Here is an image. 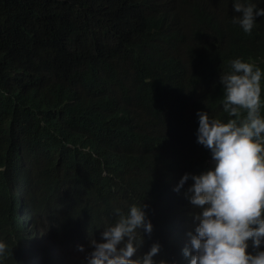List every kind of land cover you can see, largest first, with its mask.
Here are the masks:
<instances>
[{"label": "trees", "instance_id": "1", "mask_svg": "<svg viewBox=\"0 0 264 264\" xmlns=\"http://www.w3.org/2000/svg\"><path fill=\"white\" fill-rule=\"evenodd\" d=\"M233 15V0H0V264H70L72 241L87 264L140 202L153 229L132 258L158 243L155 264H190L193 181L174 189L214 167L197 113L230 118L231 60L264 73V17L246 34Z\"/></svg>", "mask_w": 264, "mask_h": 264}, {"label": "clouds", "instance_id": "2", "mask_svg": "<svg viewBox=\"0 0 264 264\" xmlns=\"http://www.w3.org/2000/svg\"><path fill=\"white\" fill-rule=\"evenodd\" d=\"M232 23L251 34L256 17L264 8L252 0H233ZM230 71L220 75L223 111L227 122L197 113V142L209 149L214 167L199 174L186 173L174 189L193 183L185 196L197 209L190 247L183 250L190 264H264V116L261 115L262 73L254 63L241 58L230 61ZM142 202L133 203L125 213L114 210L116 220L105 225L102 239L91 238L87 264H155L160 245L153 243L143 255L132 257L143 243L141 229L149 235L153 226L145 218ZM252 240L253 253L248 251ZM83 251V246H79ZM8 245L0 241V261ZM194 253V254H193ZM160 264H166L164 260Z\"/></svg>", "mask_w": 264, "mask_h": 264}, {"label": "rangeland", "instance_id": "3", "mask_svg": "<svg viewBox=\"0 0 264 264\" xmlns=\"http://www.w3.org/2000/svg\"><path fill=\"white\" fill-rule=\"evenodd\" d=\"M70 245H68L67 243L65 245H63L62 247V252H66V255L64 256L65 261L67 263L70 262V264H85L86 261L83 260L82 258V252L80 250L81 243H77L76 241H72L69 243Z\"/></svg>", "mask_w": 264, "mask_h": 264}]
</instances>
